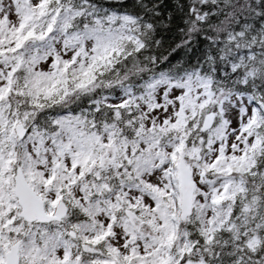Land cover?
<instances>
[{"label":"snow or ice","instance_id":"1","mask_svg":"<svg viewBox=\"0 0 264 264\" xmlns=\"http://www.w3.org/2000/svg\"><path fill=\"white\" fill-rule=\"evenodd\" d=\"M0 264H264V0H0Z\"/></svg>","mask_w":264,"mask_h":264}]
</instances>
